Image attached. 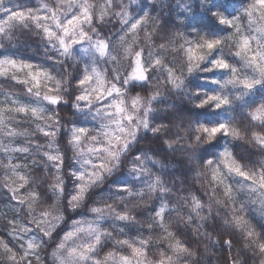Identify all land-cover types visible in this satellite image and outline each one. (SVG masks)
I'll return each instance as SVG.
<instances>
[{
    "label": "clouds",
    "instance_id": "clouds-1",
    "mask_svg": "<svg viewBox=\"0 0 264 264\" xmlns=\"http://www.w3.org/2000/svg\"><path fill=\"white\" fill-rule=\"evenodd\" d=\"M0 264H264V0H0Z\"/></svg>",
    "mask_w": 264,
    "mask_h": 264
}]
</instances>
